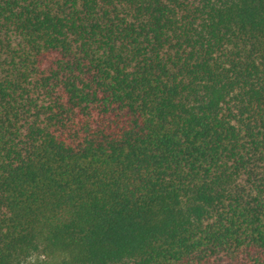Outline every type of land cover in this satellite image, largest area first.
I'll return each instance as SVG.
<instances>
[{"label": "trees", "instance_id": "obj_1", "mask_svg": "<svg viewBox=\"0 0 264 264\" xmlns=\"http://www.w3.org/2000/svg\"><path fill=\"white\" fill-rule=\"evenodd\" d=\"M264 264V0H0V264Z\"/></svg>", "mask_w": 264, "mask_h": 264}, {"label": "rangeland", "instance_id": "obj_2", "mask_svg": "<svg viewBox=\"0 0 264 264\" xmlns=\"http://www.w3.org/2000/svg\"><path fill=\"white\" fill-rule=\"evenodd\" d=\"M44 260V257L39 254H35L27 260L23 261L21 264H39Z\"/></svg>", "mask_w": 264, "mask_h": 264}]
</instances>
